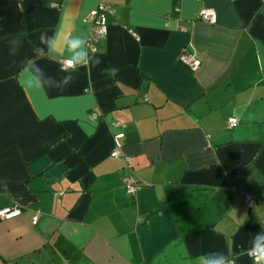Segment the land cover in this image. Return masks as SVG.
I'll use <instances>...</instances> for the list:
<instances>
[{
  "label": "crops",
  "instance_id": "0c3cea01",
  "mask_svg": "<svg viewBox=\"0 0 264 264\" xmlns=\"http://www.w3.org/2000/svg\"><path fill=\"white\" fill-rule=\"evenodd\" d=\"M99 3L110 6L107 33L87 50L101 63L65 87L43 84L40 70L67 74L66 53L34 56L40 33L86 38ZM184 47L198 70L178 60ZM5 206L21 214L0 219V264H201L209 252L253 264L264 232V0H0Z\"/></svg>",
  "mask_w": 264,
  "mask_h": 264
},
{
  "label": "clouds",
  "instance_id": "9594fccd",
  "mask_svg": "<svg viewBox=\"0 0 264 264\" xmlns=\"http://www.w3.org/2000/svg\"><path fill=\"white\" fill-rule=\"evenodd\" d=\"M39 41L41 46H36L33 49L34 56H41L45 53V49L48 53H55L58 45L62 46L66 55L64 56V63L60 65V71L67 73L60 80H56L55 77L45 76L43 70H40V78L43 84L54 87H65L69 85L74 79L73 73L78 70L79 67H89L92 65H99L100 59L95 56H90L87 50V41L85 37L81 35L69 36L66 41L61 44L59 33H53L49 36L48 33L41 32L39 35ZM20 48V40L13 39L10 41V54L16 55ZM71 70V71H69ZM105 74L111 76L118 72L117 68H108L104 70ZM249 256L253 260V264H264V232H258L253 241L252 247L249 251ZM239 257L226 256L222 252H209L203 254L201 258V264H237Z\"/></svg>",
  "mask_w": 264,
  "mask_h": 264
},
{
  "label": "built area",
  "instance_id": "2783aa9c",
  "mask_svg": "<svg viewBox=\"0 0 264 264\" xmlns=\"http://www.w3.org/2000/svg\"><path fill=\"white\" fill-rule=\"evenodd\" d=\"M110 12V6L105 3H99L94 8H92L87 17L86 21L89 23L90 29L86 36L87 49L94 52L96 50V42L103 38L107 33V22L106 13ZM199 18L208 23H215L217 20V14L213 9L202 8L199 12ZM178 60L180 63L188 67L192 71H196L200 68L201 60L194 53H189L184 47L178 53ZM64 58L60 60V64L64 63ZM238 120L236 117H230L228 119V126L231 127L237 124ZM118 124V123H115ZM122 136L121 133L115 135V138ZM111 155L113 157H119L121 155L120 143L115 140V145L112 149ZM126 160H128L126 158ZM125 190L129 194H135L137 191V180L132 175L129 174L124 181ZM254 198L252 195L246 194L244 196V202L246 205L251 206L253 204ZM21 214V209L15 206H5L0 208V219H11L17 217ZM37 218L34 217L32 223H36ZM250 249L248 250L249 253Z\"/></svg>",
  "mask_w": 264,
  "mask_h": 264
}]
</instances>
